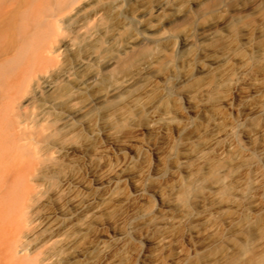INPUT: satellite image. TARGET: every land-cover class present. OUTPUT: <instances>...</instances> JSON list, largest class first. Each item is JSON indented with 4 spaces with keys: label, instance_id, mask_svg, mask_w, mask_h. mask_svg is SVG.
Masks as SVG:
<instances>
[{
    "label": "bare ground",
    "instance_id": "bare-ground-1",
    "mask_svg": "<svg viewBox=\"0 0 264 264\" xmlns=\"http://www.w3.org/2000/svg\"><path fill=\"white\" fill-rule=\"evenodd\" d=\"M262 164L264 0H0V264H264Z\"/></svg>",
    "mask_w": 264,
    "mask_h": 264
},
{
    "label": "rangeland",
    "instance_id": "rangeland-1",
    "mask_svg": "<svg viewBox=\"0 0 264 264\" xmlns=\"http://www.w3.org/2000/svg\"><path fill=\"white\" fill-rule=\"evenodd\" d=\"M99 145L107 152V154L109 156H118V155H122V154H125L127 156H131V152H130V150L128 148L124 149V151L120 153V151L118 149H116L113 145H111L108 142V140L106 139V137L103 136V135L101 137V142H99ZM74 167L81 171L82 176H83V178L86 181L93 183L92 182L91 173L88 170L85 169L84 165L81 162H76L74 164ZM262 170L264 172V164H262ZM93 186H95V185H93ZM153 204L155 205V207L158 206V201H157V199L155 197H153ZM92 226L95 229H99L100 228L96 223H94ZM103 229H104V231H106L108 233L111 232V228L108 225H104ZM94 239H95L94 236H91L89 234V236L87 237L86 241H84V242L87 245V244H89V242L94 241Z\"/></svg>",
    "mask_w": 264,
    "mask_h": 264
}]
</instances>
